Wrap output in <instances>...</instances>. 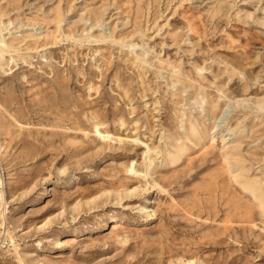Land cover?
I'll return each instance as SVG.
<instances>
[{
    "label": "rangeland",
    "instance_id": "rangeland-1",
    "mask_svg": "<svg viewBox=\"0 0 264 264\" xmlns=\"http://www.w3.org/2000/svg\"><path fill=\"white\" fill-rule=\"evenodd\" d=\"M263 99L264 0H0V264H264Z\"/></svg>",
    "mask_w": 264,
    "mask_h": 264
},
{
    "label": "bare ground",
    "instance_id": "bare-ground-1",
    "mask_svg": "<svg viewBox=\"0 0 264 264\" xmlns=\"http://www.w3.org/2000/svg\"><path fill=\"white\" fill-rule=\"evenodd\" d=\"M249 102L250 101V99H246V100H242V102L244 103V104H246L245 102ZM237 102V101H236ZM238 102H240V101H238ZM236 104V103H235ZM244 104H240V105H244ZM248 104V103H247ZM252 104V103H251ZM249 105V104H248ZM255 106L257 105V107H259L260 109H263L264 108V99L262 100V101H259L257 104H254ZM256 107V108H257ZM253 108H255L254 106H253ZM248 110H251V109H249L248 108ZM254 111V110H253ZM100 136H102V134L101 133H99V132H97ZM216 134L218 135L219 134V137H220V139H221V141L222 142H224V145H226L227 143L225 142L226 141V139H225V135H223L222 134V132H220V131H217L216 132ZM228 135V134H227ZM226 135V136H227ZM103 137V136H102ZM214 137H215V135H214V133H212L211 134V139H214ZM226 159V158H225ZM253 194V196H255L256 198H258L259 200H260V205L261 206H263L264 207V197H263V195L261 194V193H252ZM180 261V260H179ZM181 264H193L191 261H188L187 260V262H183V261H181Z\"/></svg>",
    "mask_w": 264,
    "mask_h": 264
}]
</instances>
